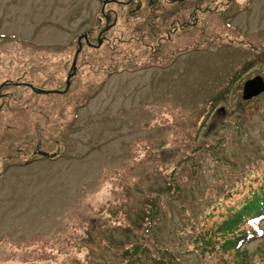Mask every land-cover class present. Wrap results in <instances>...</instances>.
<instances>
[{
  "label": "rangeland",
  "instance_id": "1",
  "mask_svg": "<svg viewBox=\"0 0 264 264\" xmlns=\"http://www.w3.org/2000/svg\"><path fill=\"white\" fill-rule=\"evenodd\" d=\"M118 1L0 0V264H264V0Z\"/></svg>",
  "mask_w": 264,
  "mask_h": 264
},
{
  "label": "water",
  "instance_id": "2",
  "mask_svg": "<svg viewBox=\"0 0 264 264\" xmlns=\"http://www.w3.org/2000/svg\"><path fill=\"white\" fill-rule=\"evenodd\" d=\"M103 2V7H102V11H104L105 7L107 4H110V3H116L118 2V0H102ZM83 38H87L86 35L83 36ZM81 40L82 38H80L79 40V52H77L76 56H75V59H74V62H73V70H74V73L76 72V63H77V57L80 53V51L82 50L83 46L81 44ZM89 46H91V44L87 43ZM102 44V41L100 40L99 41V46ZM74 74H71L68 76L67 78V88L66 90L64 91H49V90H41V89H37L35 88L33 85H28V87L35 93L37 94H41V95H44V94H65L71 83H70V79L71 77L73 76ZM4 85H2L0 87L3 88ZM262 93H264V78L263 77H260V76H257L251 80H248L245 85H244V89H243V100L245 101H249V100H252L253 98L255 97H259Z\"/></svg>",
  "mask_w": 264,
  "mask_h": 264
},
{
  "label": "trees",
  "instance_id": "3",
  "mask_svg": "<svg viewBox=\"0 0 264 264\" xmlns=\"http://www.w3.org/2000/svg\"><path fill=\"white\" fill-rule=\"evenodd\" d=\"M246 207L241 209V211H238V214H236L234 216V218L229 219L227 221H225V223L228 224H233L235 223V227L238 228L239 223L241 222V220L243 221L244 218H246L247 216H245L246 214L249 215H254L252 219H249L248 221L251 224H258V228H260V224L264 223V191L262 193H254L253 198L248 201L245 205ZM151 223V220H149ZM253 234H251L250 232L247 234H241L237 237V239L240 238H247V242L253 240L252 237L259 234L262 231H252ZM161 260V259H160Z\"/></svg>",
  "mask_w": 264,
  "mask_h": 264
},
{
  "label": "flooded vegetation",
  "instance_id": "4",
  "mask_svg": "<svg viewBox=\"0 0 264 264\" xmlns=\"http://www.w3.org/2000/svg\"><path fill=\"white\" fill-rule=\"evenodd\" d=\"M130 1H133V0H129L128 1V3L130 2ZM168 2H171V3H184V2H186L187 0H167ZM117 3H121V1L119 2H117ZM116 3V4H117ZM127 4V3H126ZM108 5V4H107ZM107 5H106V7H107ZM105 7V8H106ZM198 9V8H197ZM112 10H109L108 11V13L107 14H105L104 15V17H105V19H106V21H107V23H109V19H110V17H111V15L114 13L113 11L111 12ZM109 25V24H108ZM116 25V24H115ZM186 26H187V24L185 23V24H183L182 26H180V28H177L176 30H173V29H171L170 31H169V35H168V32H167V35H168V40L170 39V37H171V35L174 33V32H177V31H179V29H185L186 28ZM189 26V25H188ZM108 27V26H107ZM110 27V26H109ZM108 27V28H109ZM106 30H108V29H106ZM106 30H101V32L99 33V35H98V42L100 41V40H102V41H105V37L103 36L104 35V33H105V31ZM89 37V36H88ZM87 37V38H88ZM87 38H83L84 39V41H86L87 43H89L88 41V39ZM93 46V45H92Z\"/></svg>",
  "mask_w": 264,
  "mask_h": 264
},
{
  "label": "bare ground",
  "instance_id": "5",
  "mask_svg": "<svg viewBox=\"0 0 264 264\" xmlns=\"http://www.w3.org/2000/svg\"><path fill=\"white\" fill-rule=\"evenodd\" d=\"M246 82H247V81H246ZM246 82H245V83H246Z\"/></svg>",
  "mask_w": 264,
  "mask_h": 264
}]
</instances>
